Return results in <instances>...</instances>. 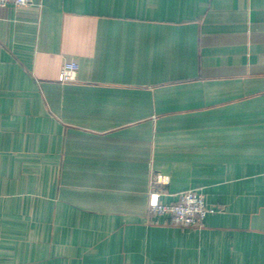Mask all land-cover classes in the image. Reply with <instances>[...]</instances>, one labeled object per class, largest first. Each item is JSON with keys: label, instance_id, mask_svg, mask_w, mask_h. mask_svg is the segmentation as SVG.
I'll use <instances>...</instances> for the list:
<instances>
[{"label": "crops", "instance_id": "0c3cea01", "mask_svg": "<svg viewBox=\"0 0 264 264\" xmlns=\"http://www.w3.org/2000/svg\"><path fill=\"white\" fill-rule=\"evenodd\" d=\"M0 264H264V0L0 7Z\"/></svg>", "mask_w": 264, "mask_h": 264}, {"label": "built area", "instance_id": "2783aa9c", "mask_svg": "<svg viewBox=\"0 0 264 264\" xmlns=\"http://www.w3.org/2000/svg\"><path fill=\"white\" fill-rule=\"evenodd\" d=\"M32 0H0V7H26ZM79 67L75 63L63 66L59 82H75L78 77ZM169 179L160 174H154L150 184L149 212L155 216L168 217L170 221L181 227H200L206 216L211 212L202 193L194 190L180 194V199L174 204L161 201L163 188L168 185Z\"/></svg>", "mask_w": 264, "mask_h": 264}]
</instances>
